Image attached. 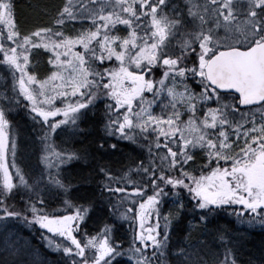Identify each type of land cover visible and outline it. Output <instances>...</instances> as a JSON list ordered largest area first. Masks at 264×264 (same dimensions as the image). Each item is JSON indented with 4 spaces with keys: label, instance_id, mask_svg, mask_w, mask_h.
Returning <instances> with one entry per match:
<instances>
[{
    "label": "snow or ice",
    "instance_id": "obj_1",
    "mask_svg": "<svg viewBox=\"0 0 264 264\" xmlns=\"http://www.w3.org/2000/svg\"><path fill=\"white\" fill-rule=\"evenodd\" d=\"M165 3L166 0H119L118 3H102L101 0H92L90 3V0H81L79 7L76 4L65 3L57 13L56 26H62L66 18L82 19L87 15L94 27L92 30H84L76 37H67L64 33H60L59 35L64 36V39L42 44L53 53L49 56V62L53 66L62 67L66 63L60 61L61 48L69 56L74 57L78 65L77 76L67 85L76 99L72 103L66 102L61 107H56L51 103V97H44L46 108L40 106L38 99L43 93L38 90L34 94L28 88L26 80L34 79V74L27 73L28 54L33 47V38L39 42L42 34L46 37L51 29H37L35 33L27 35L13 31V4L11 0H0V21H4L9 26L6 39L12 45L9 47L7 44H0V55L14 70H19L20 90L27 96L26 107L31 110L30 115L34 120H40L44 138H47L49 131L64 123V120L60 119L50 121L49 117L63 113L65 119L79 120L83 115L81 110L93 106L100 95L111 98V102L104 106L105 115L108 117L103 124L105 133L134 139L132 130L139 127L141 134L153 131L157 146L160 144L159 137H164L163 146L166 153L161 157V165H157L154 160H150L147 167L142 162L136 165L141 176L147 177V182L128 178L127 173L122 177H116L106 162L103 168H98L101 189L116 197L111 205L113 211L119 215L130 214L131 220L137 221L133 227L131 240L126 242L113 236L114 229L108 224L92 235L81 230L80 222L85 223L90 218V210H94L92 199H88L86 203L72 205L74 210L67 211L62 216L51 214L47 208L38 207V204L44 203L41 197L44 189L39 184L35 187L27 185L24 173L19 168L16 169L19 183L32 189L29 194L31 198L21 212L8 210L14 207L8 204V199L11 198L9 193L13 189L9 164L15 162L17 145L13 122L8 119L10 113L7 106L0 107V170L4 176L3 187L0 188V222L12 217H23L25 222L38 223L44 229L50 230V233H58L59 238H66L56 243L51 235L44 237L51 246L66 254L64 264H119L118 258L122 256H130L135 264H168L166 260L161 261L157 253L163 252L167 245L171 219L179 215L182 210L194 217L190 227L201 228L219 236L223 242V257L212 253L211 258H205L211 251L208 241H205L196 251L191 250V245L188 248H178L175 264H240L239 259L234 256L235 245L221 231L223 226L208 228L211 224L210 215L221 207L239 205L240 207L234 208L233 211L241 219L264 225V0H243V3L239 0H208V3L199 8L201 30L186 33L188 39L178 51H168L161 47L167 35L161 25L172 23L178 26L180 23V21L168 20L167 14L163 12ZM209 10L215 17L222 18L226 31L240 22L245 26L244 33H237L239 39H226L218 36L214 29H205L204 16ZM141 17L144 20H141ZM149 17L154 28L152 32H144L143 35L151 37L152 43L149 45L147 40H144L140 50L135 55H131V49L137 46V32ZM120 23L130 29L127 37L106 34L112 30L110 26ZM97 37L101 39L97 40ZM93 41H97L96 44H93ZM113 42H118L119 51ZM77 44L82 45L85 51H75L74 45ZM125 49H129L127 54ZM146 50L147 54H145ZM113 57L119 61V67L95 66L97 61L107 62ZM142 60H146L147 63L142 64ZM157 63H160L164 69L158 81L145 76V73L151 74L152 66ZM131 64L136 66L135 71L129 70L127 65ZM189 73L200 80L204 85L203 90L198 95L189 93L187 85H184L185 92L180 93L181 96L187 95L189 101L211 100L209 93H212L216 96L218 105L223 103L225 111L219 121H217L218 109H209L208 112L212 114L211 120L203 121L205 125L211 124L213 127L217 123L221 125L217 140L208 139L204 134L196 137L186 136L185 128L191 129L194 121L190 116L187 122H183L184 127H178L179 111L149 114L150 109H143L135 113L136 120H133V101L136 97H140L143 101L142 94L145 89L151 90L155 96L165 90L166 78H170L175 84L177 79L182 82ZM58 75V72L53 71L51 78H56ZM89 76L94 79H88ZM125 80L130 83L126 85ZM36 83L41 82L36 81ZM156 83L161 87L154 88ZM220 90H227L225 95L232 94L231 103L222 102ZM167 91L173 96L176 94L171 85L167 86ZM60 95L68 97L69 94L63 92ZM19 99L21 97L17 95L14 106H18ZM256 104L260 105L259 124L256 123V114L252 111L247 114L241 113L242 119L239 122L226 118L228 109L239 111L237 105L248 106L251 109ZM140 107L143 108V105ZM188 107L195 112L194 104L189 102ZM249 115L252 117L251 121L247 119ZM45 122H47L46 127ZM249 123L251 127L247 126ZM153 125H155L154 130ZM162 125H166V129ZM229 125H231V134L235 136V143L228 139L223 130ZM151 139L152 137H149L150 141ZM99 145L101 148L105 147V140L100 139ZM198 145L207 151L206 164L209 169L207 172L201 171L199 176L186 167L188 162L193 160L190 151ZM111 147L115 148L116 145L111 144ZM148 147L151 150V142ZM174 147L176 151L173 150ZM77 151L80 153V159L88 158L86 148L76 151L67 149L62 154L60 163L65 159H76ZM9 153H11V161H9ZM165 159L167 163H164ZM221 160L224 162L223 167L220 164ZM199 167L203 168V165ZM170 172L177 174H169ZM121 180L129 186L116 187L115 185ZM60 186L65 192L70 187L62 183ZM166 188L175 200L169 212H162L159 205L167 194ZM146 189L151 194H148ZM184 190L191 201L190 209L186 205ZM14 194L13 192L12 195ZM121 208L124 209L123 212L120 211ZM146 223H149L148 227H145ZM211 238L214 240L216 237ZM230 244H233L232 248L229 247ZM150 246H154L151 256L147 254ZM202 250L205 251V256L199 254ZM12 264L18 262L13 260ZM24 264H46V262L29 260ZM246 264H264V253L259 260H249Z\"/></svg>",
    "mask_w": 264,
    "mask_h": 264
},
{
    "label": "rangeland",
    "instance_id": "obj_2",
    "mask_svg": "<svg viewBox=\"0 0 264 264\" xmlns=\"http://www.w3.org/2000/svg\"><path fill=\"white\" fill-rule=\"evenodd\" d=\"M81 0H62L59 7L61 8L65 3H72L76 4L77 7H79V3ZM92 0H90V3ZM102 3H112V2H119V0H101ZM208 3V0H166L165 5L163 6V12L167 14V18L169 21H180L179 25L176 26L172 23H170L171 28H164L167 35L164 37V44L161 45V47L166 48L168 51H178L182 44L188 39L186 37V33L188 32H199L201 30V21H200V11L199 8L202 5H205ZM240 3H243L241 1ZM59 4V3H58ZM52 14L48 19L47 22L43 23L42 25H38L37 28L43 29V28H54L56 29L54 32L49 33L46 37L43 35L46 39H52V41L56 40V38H59V40L64 39V36L67 37H76L80 35L84 30H92L93 29V23L91 20L87 18V15H84V17L81 18H74L69 19L66 18L64 20V23L62 26H56V20H57V13L59 11V8ZM87 7V5L85 6ZM111 10V9H107ZM237 15V13H235ZM242 15V13H240ZM13 25L12 30H14V27L18 28L19 23L16 21L14 15L12 17ZM141 20H144L143 17H141ZM22 21V20H21ZM23 24V23H22ZM169 24V23H168ZM164 25V24H163ZM162 26V25H161ZM215 26V27H214ZM111 31L106 33L109 36H119V37H127L129 35L130 29L127 25H124L122 23L116 24L114 26H110ZM203 27L205 29H214L216 34L220 37L226 38V39H239L238 34L244 33V25L240 22H237L235 25L232 26L228 31L225 30L224 22L222 18H217L213 15L211 10L207 12V14L204 16V22ZM154 26L150 22V17L147 21L144 22V24L141 25L140 31L137 32V46L135 48L131 49V55H135L136 52L140 50V45H142L143 41L146 40L143 33L144 32H152ZM9 30V26L4 22L0 21V39L3 37V44H7L10 46L9 41L6 39V33ZM55 33V35H53ZM60 33H64V36L59 35ZM238 33V34H237ZM211 34V33H209ZM42 38L39 42L42 43ZM52 41H44L43 43H51ZM38 42L35 38H33V47L31 51L28 54L29 59V65L27 66V73L28 74H34V79L32 81H27L26 84L30 90L33 91L35 94L38 90L43 93V95L39 96L38 98L42 102V104L47 107L44 97H51V103L53 105H56L59 102H62L63 100L73 98L75 96L72 95L69 87V85L72 82V78L77 76L78 74V65L75 63V58L72 56H69L67 52L61 48L60 52V61H66V63L63 64L62 67H55L49 62V56H52L53 53L45 48L43 49H37L35 43ZM114 46L117 47V50L119 51L118 42H113ZM152 42L148 43L149 45ZM82 45L77 44L74 45V50L77 52H80L79 48ZM194 47H196L194 45ZM42 50V55L39 57V59L42 61L40 65H38V61H32L31 56L33 53H36L37 51ZM198 51V48H196ZM126 54L129 52V49L124 50ZM147 54V50L145 52ZM127 59V55H126ZM47 63V64H46ZM147 63L146 60H142V64ZM160 63H157L153 66H156ZM133 68H136L134 64H131ZM53 71L58 72V76L56 78H51V73ZM19 70H14L11 65H9L7 62H5V59H0V102L12 106L14 105V101L16 99V96L22 92L20 90L19 85V76H18ZM163 74V73H162ZM62 77V78H61ZM192 80H194L197 83V86L192 85ZM36 81H40V84H37ZM171 85L175 91V96L171 95L167 91V86ZM184 85H187V91L189 93H195L199 94L204 86L200 85V80L198 78L192 77L191 73L187 75V77L181 82L179 79H177L176 83L173 84V81L170 78H166V84H165V90L157 93L155 96L153 95V92L151 90L147 89V92L149 93L147 97H144V100L142 101L140 97H136L134 102V111H133V120H136L135 113L141 112L143 109H150L149 114H166V112L170 111H179L180 117L179 122L177 124L178 127H184L183 122H187L189 120V117H192V120L194 121V125H197V121L195 119L199 120V123L202 124V128L204 131V135H207L208 139L217 140L219 138V132L221 131V125L219 123L216 124L215 127H213L211 124L205 125L203 121L205 119L211 120L212 114L208 112L209 109H218L217 114V121H219L222 118V113H224L225 109L223 107V103L217 104L216 102V96L212 93H209V96L211 97V100H200V99H193L189 101V97L187 95L181 96L180 93L185 92ZM161 85L158 83L157 87L154 88H160ZM81 91H84V89H81ZM67 92L69 95L68 97H64L60 95V93ZM144 96V94H142ZM221 96L222 102L231 103L233 97L231 96ZM149 101H152L149 103ZM191 102L195 105V112L191 111L188 107V103ZM140 105H143V108L140 107ZM238 108V106H237ZM239 109V108H238ZM260 107L246 109V110H240L235 111L232 109H228V115L227 119L239 122L242 119L241 113H249L250 111L255 112L256 114V123H260ZM247 119L251 121L252 117L249 115L247 116ZM62 125V126H61ZM58 125L56 129L52 130L53 137L48 142H43L39 138L38 130L40 127H38L35 123H33L31 120L27 121L26 119L21 120L17 128H15V139H16V162H21L20 164L16 165V168H19L24 173L25 181L27 182V185H33L35 187L36 184H39L44 191L41 192V197L44 199L43 204H38V206H50L53 203H57V201L60 198V194H64V189L61 188L60 179L58 177H54L51 172V157H53V153L56 154H62L65 153L67 149H72L73 151L77 148H82L83 144L85 143V138L91 133V130L89 127H86L81 122H78V120H73L69 122V125L63 126V124ZM45 126H47V122H45ZM166 129V125H162ZM248 127H251V123L247 125ZM140 130L139 127H136ZM155 129V125H153V130ZM191 129H195V126H193ZM191 129L185 128V134L186 136L189 135ZM228 137V139H231L233 143L236 142L235 136L231 134V125L224 127L223 129ZM149 134L153 135V131H149ZM179 133H177L178 135ZM243 137H241V140ZM242 146V145H241ZM196 154L201 155L203 152V155L207 157V151L205 148L201 146H197ZM141 149H135L128 147L127 149L120 150L119 157L116 158L118 162L121 164H131L128 167H136V164L141 163L142 161H137V156L135 153L140 152ZM139 154V153H138ZM107 154L103 155L104 157ZM195 153L193 152L192 156ZM90 157V156H89ZM83 159L84 161H87L89 159ZM197 161H200V158H195ZM137 161V162H136ZM223 162V160L220 161V163ZM136 163V164H135ZM144 164V162H142ZM229 163H231L229 161ZM204 165L206 164V159L204 161ZM23 167V169H22ZM147 167V166H146ZM15 170V167H14ZM78 172V171H77ZM74 170L72 172L68 173V171H61L59 170V174L62 176V179H66L73 181L76 178V173ZM55 173V172H54ZM65 175V176H64ZM60 177V176H59ZM61 178V177H60ZM59 181V183L57 182ZM23 189L25 190V195L28 198L30 197V192L32 191L31 188L27 187L25 184H23ZM70 193L71 195H75L76 192L73 191H67V193ZM90 192H95L96 189H92ZM83 191L81 193H77L80 195L81 199L84 197ZM87 199L84 197L85 200L91 199L92 194H85ZM98 196H101V200H106L107 196L106 194L103 195V193H98ZM96 195V198L99 199ZM80 200V199H79ZM175 200V197L169 196L167 198V206L168 209L166 212H169L170 209L173 207V201ZM97 202V201H96ZM96 202H93V204L96 206ZM86 203V202H85ZM76 205V204H74ZM97 207V206H96ZM94 214L97 215V217H100L99 215L104 214V211L102 208L97 209L95 208ZM218 219V216H216ZM216 219V220H217ZM218 225H225L224 223H218ZM252 226H257L256 224H250V223H242L241 226L234 227L231 229V233L229 234V238L235 245L234 248V256L237 257L241 263L242 260H244L245 252L247 250L246 242L247 240L252 236L253 230ZM214 226L208 225V228L211 229ZM131 225L128 223L125 224L124 229H121L120 227L116 229L117 232H120L121 235H123L126 238H129L131 234L133 235V230L131 229ZM171 230V229H170ZM194 230V228H192ZM225 228L221 227V231H224ZM125 231V232H124ZM199 235H195V239H191L190 236L188 237L189 241L185 237H181L180 240H177L175 238V242L173 245V250L171 252V258H172V264H175L176 261V250L178 248H188L189 245L192 246L191 250L196 251L197 249H200L201 246L204 244L205 241H208L210 252L209 255L205 258H211L212 253H216L218 255L223 254V244L220 240L219 236L215 233H210L207 231H203L202 229L199 231ZM215 236L216 238L213 240L211 237ZM34 240H37V243H35ZM61 240H58L57 243H60ZM43 243V239H36L35 233L30 231L29 228H26L25 226L21 225L19 221L15 219H8L0 222V262L2 264H12L13 260H16L18 264H24V262H27L29 260H35V261H43L46 262V264H64V256L63 255H55L53 256V252H56V248L51 246L46 240V243H48V249L47 251L41 249V244ZM233 244H230L229 247L232 248ZM45 247H47L45 245ZM61 251V250H60ZM62 253V252H61ZM63 254V253H62ZM201 256H205V251H200L199 253ZM131 262H134L130 258ZM247 262V261H246ZM245 262V263H246ZM135 264V262H134Z\"/></svg>",
    "mask_w": 264,
    "mask_h": 264
},
{
    "label": "trees",
    "instance_id": "obj_3",
    "mask_svg": "<svg viewBox=\"0 0 264 264\" xmlns=\"http://www.w3.org/2000/svg\"><path fill=\"white\" fill-rule=\"evenodd\" d=\"M13 4V15L16 19V21L19 23L18 28L14 27L13 31L19 32L22 35H27L29 33H35L38 25H42L43 23L47 22V19L54 14V12L58 9L60 3L62 0H11ZM59 3V4H58ZM60 8V7H59ZM22 20V21H21ZM23 23V24H22ZM43 29H51V32H54L56 29L54 28H43ZM101 39V37H98L97 40ZM42 43L41 42H36L35 45L37 47L36 50L38 49H45L42 44L44 41H52V39H46L43 37L42 34ZM56 40H59V38H56ZM3 37L0 39V44H3ZM97 41H93V44H96ZM10 43V42H9ZM11 43L10 46L11 47ZM80 52H84L85 49L83 46L79 48ZM42 50L37 51L36 53H33L31 56L32 61H38V65L42 63V61L39 59V57L42 55ZM4 58L2 55H0V59ZM41 58V57H40ZM189 63H191V60L189 59ZM47 64V63H46ZM97 68L104 67L108 68L110 66H115L119 67V61L116 60L115 57H113L110 61L104 62V61H97L96 65ZM129 67L130 71H135L136 68H133L130 65H127ZM185 65H182V67ZM152 72L151 74L145 73V76L148 78H152L154 80H159V77L162 75L164 69L161 66V64H158L154 67H152ZM19 76V73H18ZM88 79H94V77L89 76ZM195 82L194 80H192ZM104 83H107V78L105 77ZM124 83L127 85L130 82L125 80ZM158 83L154 84V87H157ZM200 85L203 86L201 83ZM150 93V92H149ZM147 92V89L144 90L143 94L144 97H147L149 94ZM19 99L18 101V106H8L4 105L3 103H0V107L7 106V110L9 111L10 115L8 116V119L13 122V130H14V135H15V128H17L18 123L21 120L26 119L27 121H32L35 123L40 129L38 130L39 133V138L43 142H48L51 140L53 137V132L52 130L49 131L47 138H44V132L41 130V123L40 120H34L32 115H30V109L26 107V101H27V96L23 93L20 92ZM39 99V98H38ZM76 97L72 99H66L63 100L62 102L57 103L55 106L56 107H61L63 104L67 103H72ZM40 101V99H39ZM111 98H105L102 95H100L93 106L88 107L87 109H82L81 112L83 115L79 118V121L83 123L86 127H89L91 130V134L85 138V143L83 144L82 148H86L88 151V157L89 159L87 161H84L83 159L79 158L80 153L77 151V158L72 159V160H67L65 159L63 163H60L62 154H52L53 157H51V162L53 163L50 169L51 174L54 177H58L60 179V183L62 184H67L70 185L68 188L69 191L76 192L75 195H71L69 192H64L60 194V198L57 201V203L53 206H38L41 208H47L51 214H54L56 216H62L65 215L67 211H72L74 210L72 205L76 204H82L85 203L87 200L84 199V197L87 199L85 194H92L91 199L93 202H96V206L94 205V210H90V218L87 219V221L80 222L82 225L81 230L82 231H87L89 235H92L94 232H98L103 228L105 224L111 225L114 231L112 232V235L115 236L118 239H121L123 241H129L123 238L122 235H120L118 232H116V225H120L124 227L125 224L131 225V228L136 225L137 221H132L129 215H119L116 212L113 211L111 205L112 202L115 200V196L111 195L109 193L104 192L103 189L100 187V179L101 177L97 174L98 168H103L105 166V162L110 166L111 170L113 171V175L116 177H122L124 173L128 174V178H131L133 180L141 179L143 182V178L141 174L137 171L136 167H128L131 164H121L116 160L117 157H119V154L121 153L120 150L127 149L128 147L132 148H140L144 153H148V157L151 160H154L157 165H161L162 160L161 157L164 156L166 153V149L164 148V137H159L160 144L157 146L156 142V137L152 136L150 134H141L140 130L137 128H134L133 131V136L135 137L134 139H127V138H121L120 136L113 135L112 133H105L103 131V124L105 120L108 118L105 115V104L110 103ZM134 102L133 101V108L132 112L134 111ZM30 103V101H28ZM40 106L45 107L42 102L40 101ZM47 108V107H46ZM127 110V109H125ZM119 111V110H117ZM42 119V118H41ZM64 120L63 126H66L69 124L70 119H65L63 113H57L55 117H49V120ZM46 127V126H45ZM149 137H152L151 141L149 140ZM104 139L105 140V147L101 148L99 145V140ZM151 142V150L149 149L148 145ZM111 144H115L116 147L112 148ZM172 146V145H169ZM81 149V148H80ZM78 150L77 148L74 150ZM175 151V149L173 148ZM94 157H93V155ZM107 154L105 157L103 155ZM199 157L200 161H197L195 158ZM193 160L188 162L187 167L189 168L190 171H193L195 175L199 176L201 171L207 172L209 171L207 165H204L205 158L203 156L198 155L195 153V158L193 155ZM9 161H11V153H9ZM138 161V159H137ZM136 161V162H137ZM21 162H15L14 164L10 163L9 164V171L12 176V182H13V189L9 193L10 199H8V204L9 205H14V207H10L8 210L9 211H15V212H21L22 209L24 208L25 204L28 202V198L25 195V190L23 189L24 185L19 183V174L16 171V165L20 164ZM164 163H167V160H164ZM221 167L224 166V162H221ZM203 165V168H200L199 166ZM215 164H213V167ZM15 167V170H14ZM23 169V167H22ZM68 171V173L72 172L74 170L76 173V178L73 181L67 180V178L64 180L62 179V176L59 174V170L61 171ZM55 172V173H54ZM25 173V172H23ZM169 174H177L175 172H170ZM61 178H60V177ZM65 176V175H64ZM3 172L0 170V188L3 187ZM147 182V179L145 180ZM116 187H128L129 185L124 181L121 180L119 183L115 185ZM62 188V187H61ZM96 189L95 192H90L92 189ZM67 190V191H68ZM65 191V190H64ZM83 191L84 197L81 199L80 193ZM145 191H148L147 189ZM166 195L162 198V201L160 202V210L162 212H166V199L169 195H171L170 192H168V189H165ZM185 191V200H186V205L187 208H191V201L190 198L187 197L186 190ZM15 193L12 195V193ZM79 193V194H77ZM98 193H103V195L106 194L107 199L106 200H101L100 197L98 196ZM148 194H151L150 191H148ZM96 195L99 197V199L96 198ZM172 196V195H171ZM174 197V196H173ZM80 199V200H79ZM90 199V198H89ZM70 202V203H68ZM123 202V201H122ZM95 208L100 209L102 208L104 211V214L99 215L100 217H97V215L94 214ZM234 208L225 206L219 208L218 211H216L219 214V217H225L229 216L232 217L229 219L227 223H224L225 225H222L227 231H223L225 236L228 237L229 234L231 233V229L234 227H237L235 224L238 221L239 216L235 214V211H233ZM121 212L124 211V209H120ZM29 215L31 214L30 212L28 213ZM216 215H210L209 219L211 220V226H221L218 225V223L213 222L215 219ZM12 219H15L20 222L21 225L25 226L26 228H29L30 231L35 233L36 239L40 238L43 239V243L41 244V249L42 250H48V243H46V239H44L45 236L51 235L53 240L57 243L58 240L61 239H66V238H59L58 233H50V230L44 229L41 225L35 222H25L23 217L17 218V217H12ZM194 219L193 215L187 214L186 211L182 210L179 215L171 219L170 221V226H169V238L167 245L163 252H158L157 256L160 257L161 261L166 260L168 264H172V258H171V252L173 249V245L175 242V238L177 240H180L181 237H185L188 241V237L195 239V235H199V231L201 228H194L192 230V227H190V224L192 220ZM243 222H248V221H243ZM235 221V222H234ZM150 223V219H149ZM149 223H146L145 227L149 226ZM163 223V222H162ZM222 223V222H221ZM250 223V222H248ZM259 223V222H258ZM173 224V229L170 231V227ZM250 224H255V223H250ZM75 234V233H74ZM131 240V239H130ZM35 243H37V240H34ZM223 244V242H222ZM45 245L47 247H45ZM127 243H125V247H127ZM247 248L245 252V259L241 261V264H246V261L249 260H259L261 257V254L264 253V231L261 230H256L254 231L253 236H251L247 242L246 246ZM154 251V246H150L148 249L147 254L151 256L152 252ZM48 252V251H47ZM62 251L59 249L56 250V252H53V256L59 254L66 256V254H62ZM223 257V254H222ZM221 257V258H222ZM130 256H122L119 257V264H129L130 261ZM134 261V260H133ZM135 262V261H134ZM134 262H131V264H134Z\"/></svg>",
    "mask_w": 264,
    "mask_h": 264
},
{
    "label": "flooded vegetation",
    "instance_id": "obj_4",
    "mask_svg": "<svg viewBox=\"0 0 264 264\" xmlns=\"http://www.w3.org/2000/svg\"><path fill=\"white\" fill-rule=\"evenodd\" d=\"M161 27H162V28H171V25H170V23H169V24L167 23V24H164V25L162 24Z\"/></svg>",
    "mask_w": 264,
    "mask_h": 264
},
{
    "label": "water",
    "instance_id": "obj_5",
    "mask_svg": "<svg viewBox=\"0 0 264 264\" xmlns=\"http://www.w3.org/2000/svg\"><path fill=\"white\" fill-rule=\"evenodd\" d=\"M226 91H227V90H220V92H226ZM256 105H258V104H256ZM240 107L243 108V107H248V106H241V105H240Z\"/></svg>",
    "mask_w": 264,
    "mask_h": 264
},
{
    "label": "bare ground",
    "instance_id": "obj_6",
    "mask_svg": "<svg viewBox=\"0 0 264 264\" xmlns=\"http://www.w3.org/2000/svg\"><path fill=\"white\" fill-rule=\"evenodd\" d=\"M90 134H91V133H90ZM90 134H89V135H90ZM89 135H88V136H89ZM88 136H86V137H88ZM92 155H93V154H92ZM93 157H94V155H93ZM55 204H56V203H53V204H51V206H53V205H55ZM221 257H222V255H221Z\"/></svg>",
    "mask_w": 264,
    "mask_h": 264
}]
</instances>
